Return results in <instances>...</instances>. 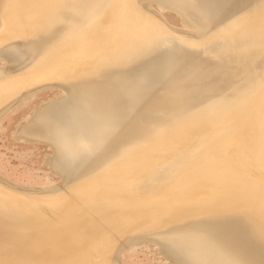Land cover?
<instances>
[{
  "label": "bare ground",
  "instance_id": "obj_1",
  "mask_svg": "<svg viewBox=\"0 0 264 264\" xmlns=\"http://www.w3.org/2000/svg\"><path fill=\"white\" fill-rule=\"evenodd\" d=\"M51 88L12 132L60 181L0 171V264H264V0H0V118Z\"/></svg>",
  "mask_w": 264,
  "mask_h": 264
},
{
  "label": "rangeland",
  "instance_id": "obj_2",
  "mask_svg": "<svg viewBox=\"0 0 264 264\" xmlns=\"http://www.w3.org/2000/svg\"><path fill=\"white\" fill-rule=\"evenodd\" d=\"M163 13L173 24L183 25L180 16L174 11L165 10ZM57 93L55 88L39 91L14 105L0 118V171L6 176L27 184L49 185L60 181L42 160L50 151L49 147L44 143L16 140L12 132L33 105ZM155 247L152 241L133 243L122 251L121 259L124 264H171Z\"/></svg>",
  "mask_w": 264,
  "mask_h": 264
}]
</instances>
